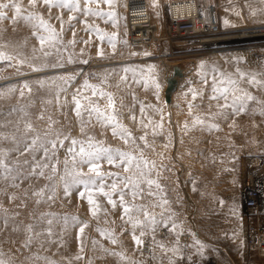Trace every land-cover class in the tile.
<instances>
[{"label":"rangeland","instance_id":"374dc122","mask_svg":"<svg viewBox=\"0 0 264 264\" xmlns=\"http://www.w3.org/2000/svg\"><path fill=\"white\" fill-rule=\"evenodd\" d=\"M168 1L170 0H160L163 18ZM207 1L215 8L216 15L219 10L227 18L231 10L229 17L235 21L228 19L227 24L218 21L224 28L219 26L218 33L225 34L229 30L231 32L228 33L240 35L248 33L241 32L248 27L264 25V15L258 16L260 12L257 10L249 11L250 0ZM69 2L79 3L81 10L73 11L71 7L49 9L42 0H37L35 5H30L29 0H0V4H10L8 9L0 10L6 15L5 19L0 20V51L13 57L11 61H0V149L8 150L6 163L12 170L6 173L0 169V259L7 264H170L168 259L185 253L190 260L201 261L216 254V248L201 242L200 239L204 238L202 230L205 233L206 226L217 222L221 225L233 219H241L243 240L245 222L242 216L240 174L247 162L251 165L264 164V115L260 114L264 105L251 101L243 113L234 115L231 109H227L224 110L225 115L220 116L217 115V105L223 104L224 100H212L210 97L213 95V75L217 74L213 72L214 68L218 72L230 74H235L240 69L241 72L255 74L257 79L264 80V36L254 40L251 39L256 35L250 36L244 42H240L242 39L238 37L232 41L220 40L208 45L169 39L171 42L159 41L153 45L133 46L128 42L125 27L128 9L143 6L147 0H113L111 6L104 2L86 5L85 0ZM12 3L20 5L19 17L11 7ZM85 7H91L93 11L105 15H86L83 11ZM242 11L247 12L248 17L235 18L236 13ZM109 12L114 15H106ZM32 13L43 17L60 32L63 44L57 45L61 49L59 54L45 58L39 50L40 44L33 34L32 23L24 19ZM148 15L150 16L149 13ZM69 17L75 19L70 21ZM95 29H99V33ZM257 30L264 31V26ZM101 34L104 35L103 41L99 38ZM113 34L115 48L108 42V37ZM73 39L75 43L69 44ZM44 50L55 53V49L47 44ZM101 50L103 56L98 54ZM146 52L149 55H144ZM34 56L38 58L34 59ZM69 56L72 63L68 62ZM58 60L63 67L49 66L43 71L35 72L29 66L40 67L45 63L51 65ZM172 64L185 65L186 72L172 92L170 101L166 102V77L170 75ZM150 66H154L151 71ZM125 68L132 71L125 73ZM125 75L126 81L121 80ZM60 76H74L75 79L66 86V92L60 93L58 100L57 87L63 82L56 80L53 84L51 80ZM153 76L160 84L159 100L152 83ZM205 79L207 84L203 83ZM41 80H44L43 87L39 83ZM85 80L113 94L117 118L135 138V144L131 140L125 143L119 135L114 136L112 126L97 122L95 117L89 122L87 112L81 118L76 116L73 93L81 89L83 95L91 97V90L82 89ZM25 82L28 83V88L24 87ZM240 87L264 101V89L247 83V77ZM190 89L202 92L203 95H198L193 101ZM21 91L23 96L20 95ZM91 99L101 108H106V98ZM189 102L194 105L191 115ZM142 105L145 109L143 114L140 111ZM150 105L153 107H149ZM157 108L161 112H157ZM161 114L163 127L156 128L154 133V126L161 122ZM133 116L135 120L132 119ZM196 116H200L205 123L194 125ZM149 119L152 124L144 128L141 120L148 123ZM28 123L32 125V132H26L25 126ZM212 124H218L219 130L211 129ZM46 132L49 133L48 139H55L59 132L62 134L61 139L69 134L79 140H86L91 136L105 147L122 151H133L137 146L142 148L144 157L155 161L156 168L152 170L150 178L159 183L162 191L153 185L151 190L157 195L149 196L148 185L143 184V198L133 199L131 192L126 190L125 201L128 204L147 205L148 211L156 216L158 222L161 219L168 222L171 215L179 227L172 231L171 223H168L167 228L158 223L155 232L151 226L133 229L127 216L123 214L118 191L112 196L116 201L114 208L108 203L107 197L96 191L95 186L89 185L93 199L99 205L95 216L90 210L92 206L88 203V190L83 184L71 186L70 194L66 195L65 181L60 177L64 176L63 162L68 156L66 150L70 147L69 140L64 141L63 147L57 148L58 171L52 180L46 178L51 175L50 169H45L44 177L29 176L30 167L25 161L31 162L32 154L21 153L24 152L25 143H30L33 136L39 134L44 137ZM145 135L148 146L139 139ZM13 137L16 138L15 143ZM42 154L37 151L36 158L39 160ZM51 162L55 163V160ZM98 163L105 191L110 190L113 182L118 184V189L122 188L119 177L127 175L123 166L119 162L110 165L104 158ZM88 167L87 164L78 163L76 170L83 172L87 179L88 176H94V173L88 172ZM69 170H72L71 164ZM108 173L117 175L109 176ZM12 177L18 178L13 180ZM65 179L71 183L70 176ZM45 185L48 189L43 197L33 195ZM82 192L83 197L80 195ZM12 196L16 198L10 199ZM50 196L51 199L48 198ZM38 199L40 203H37ZM161 199H166L169 203L163 208L153 207ZM161 213H164L163 218ZM132 215L135 220L146 223L142 212L134 211ZM85 224L87 227L81 235L79 229ZM29 225L32 226L31 232L28 231ZM98 229L112 234L117 243L113 244ZM215 229L216 227L208 228V231ZM133 232L142 240L141 245H136L132 238ZM29 237L31 243L25 246ZM195 240L204 245L202 254ZM160 243L168 250H162ZM173 248H178V251L173 253ZM254 254L253 260L264 264L262 257L251 252V255Z\"/></svg>","mask_w":264,"mask_h":264},{"label":"snow or ice","instance_id":"6c2138e0","mask_svg":"<svg viewBox=\"0 0 264 264\" xmlns=\"http://www.w3.org/2000/svg\"><path fill=\"white\" fill-rule=\"evenodd\" d=\"M104 2L109 4L110 6L113 4V0H85V4L90 3H97ZM30 5H35L37 3V0H29ZM42 3L47 6L49 9L52 7H71L73 11H80V5L79 3H70L69 0H42ZM10 7L9 3L0 4V10L2 9H8ZM11 7L15 9L16 16L19 17L21 13V7L19 4L12 3ZM84 13L86 15L91 14L95 16H101L105 15L102 12L99 11H93L91 7H85L83 9ZM106 15L113 16L114 13L109 12ZM6 15L4 11H0V20L5 19ZM24 19L26 21H30L32 23V26L34 28V35L37 36V39L40 44V51L43 53V56L45 58L50 57L54 54H59L61 49L60 47H57V45H62L63 41L60 39V32H57L47 21L43 19V17L36 15L35 13H32L28 16H25ZM75 19V17H69V20ZM15 22V18H13ZM227 24L228 22L225 21ZM63 31V21L61 20V32ZM97 33H99V29H95ZM73 37H75V32H73ZM100 40H104V35H100ZM115 34L108 37V42L112 44L113 48H115ZM69 44H74L75 40L68 42ZM87 43V42H86ZM48 45L50 48L55 49V53L52 51H45L44 46ZM66 50V49H65ZM36 49H33V52H35ZM99 55L103 56V51L101 50ZM144 55H149V53H144ZM34 59H37L38 57H33ZM13 57L10 55L5 54L4 52L0 51V61H11ZM69 63H72L71 56H69ZM84 63H87V61H83ZM23 63V61H21ZM32 68V71L39 72L43 71L45 68L51 66L53 68L56 67H63L64 65L57 61V63L48 65L47 63L43 64L40 67H37L35 65H29ZM204 65L202 64L201 67ZM154 68V66H150V71ZM129 71H132L131 69H124V72L127 73ZM214 73H217L216 75H213V82H212V92L213 95L210 97L212 100H220L221 98L224 100L223 104H218L217 108L219 109L217 115L224 116L225 111L227 109H231L232 113L239 114L243 113L247 110L248 104L251 101H255L258 104L264 105V101L258 100L257 97L246 91L244 88L240 87V84L242 81H244L247 77V83L249 84H255L258 87L264 89V80L257 79L255 74H246L244 72H241L240 69L236 70L235 74L230 73H224V72H218L217 69H213ZM74 76H60L56 78H52L51 82L55 84L56 80H60L63 82L62 85H59L57 87V99L59 100L60 93L67 91V85H70L71 81L74 80ZM127 76L121 77V80L126 81ZM152 83L155 86L156 89V98L159 100V91H160V84L156 80V78L153 76L151 77ZM40 85L43 87L44 80L39 81ZM204 84H207V79L203 81ZM25 88H28V83L25 82L24 84ZM145 87H147V81L145 82ZM83 90H91V97H99V98H106L107 105L106 108H101L100 105L91 99V97L87 95H83L81 89H77L72 96V101L75 105L74 111L78 118H81L84 112H87L89 117V122H91L92 118L95 117L97 122L104 124V125H111L112 126V133L114 136L119 135L122 140H124L125 143H128L129 140L132 141L133 144H135V138L131 136V133L119 122L116 111H115V99L112 93L104 91L102 88L89 84L87 80L84 81V84L82 85ZM30 91V89H29ZM192 92V100L194 101L198 95L202 96V92H197L194 89H190ZM21 96L24 95L23 91L20 93ZM82 101H86L87 103H82ZM153 107V106H149ZM193 103H188V109L189 114H192L193 110ZM144 106H141V114L144 113ZM23 111V109H21ZM157 112H161L160 109H156ZM261 115H264V108L260 111ZM43 118V117H41ZM133 120H135V116L132 117ZM163 121V115L161 114V122L157 123L154 128L153 132L155 133L156 128L163 127L162 124ZM141 123L144 128H148L150 124H152L151 119L148 120V123H144L143 120H141ZM205 121L200 117L196 116L194 117L193 124H201L203 125ZM187 123L185 124V128H187ZM211 129L219 130L218 124H212L210 125ZM26 132H32L33 128L30 123L26 124L25 126ZM81 132H84V124L81 123ZM49 133H45L44 137H41L39 134L33 136L31 138L30 143L26 142L24 147V153L32 154V160L31 162L25 161L26 165H29L30 172L28 173L29 176H45V169H50L51 175H48L46 178L48 180H52L53 177L57 174L58 168L57 165L59 164V159L56 156L57 148L64 146V141L69 140L70 141V147L67 148V154L68 156L64 160V176H61V180H64V188H65V194L68 195L69 189L73 185L77 184H83L85 188L88 190V203L92 208L90 209L92 211L93 216L96 215L97 210L99 209V205L97 202L93 199L92 195V189L89 188V185L95 186V190L99 193L103 194L108 199V203L111 204L114 208L116 207V201L112 199L113 193H116L118 191L119 194V203L123 207V214L124 216H127L128 222L132 224L133 229H136L139 227H145V226H151L152 231L155 232L156 226L158 223H162L165 228L168 227V223H171V230L175 231L179 226L175 223V221L172 219V216L170 215L168 217V222H165L163 219L161 221H157L156 216L148 211L147 205H135V204H128L125 201V194L126 190L131 192L132 198H143V184H147L149 188L148 195L149 196H156L157 193L153 192L152 186L155 185L156 189L159 191H162L161 186L159 183L153 179L150 178L151 172L153 169L156 168L155 161H149L144 157L143 149L137 146L133 151H122L120 149H113L111 147H105L103 144L99 141H95L93 137L88 136L86 140H79L76 138H72L71 135L63 136V139H61L62 134L57 132L55 139H48ZM140 140L145 142V146L147 145L146 135L141 136L139 138ZM13 142H16V138L13 137ZM167 147V146H165ZM18 150V149H17ZM37 151H41L43 154L38 160L36 158L35 153ZM8 155V150H2L0 149V169H3L6 173H10L12 170L9 168L8 164L6 163V157ZM70 157V159H69ZM102 158L106 159L107 162L111 164H115L119 162L120 165L123 166V171L127 173L125 176H120L119 180L120 183L123 184L122 188L118 189V184L116 182H113L110 185V190L105 191V184L103 179V174L100 172V164L98 161H100ZM55 160V163H52L51 161ZM87 164L88 172L94 173V176H88L87 179L84 178L85 174L81 171L76 170L77 164ZM69 164L72 166V170H69ZM109 176L117 175L113 173H108ZM71 177V183H69L65 177ZM8 178L7 176L5 177ZM18 177H12L13 180L17 179ZM97 180H99V183H97ZM13 187H16L15 184L12 185ZM48 189V186L45 185L44 188L40 189L37 192H34L33 195L37 197H43L46 190ZM195 190V188H194ZM54 191V189H53ZM81 197L84 196V193H80ZM15 196L10 197V199H15ZM51 199L52 197H48ZM41 201L38 199L37 203H40ZM169 202L166 199H161V202L158 205H153V207L159 206L164 207ZM223 203V201H221ZM6 211V210H5ZM142 212L143 216L145 217V222H141L139 220H135L133 218L132 213L133 212ZM164 213H161V217L163 218ZM123 218V217H122ZM74 220L78 218H73ZM67 221V218H66ZM51 223V221H49ZM5 226H7V219H5ZM85 227L87 225H83L80 227L79 231L82 235L84 233ZM28 231H32V226H28ZM101 232V235H106L108 238L111 239V242L113 244L117 243L116 238L110 234L106 233L103 230H99ZM49 235H51V231L49 230ZM144 235V232H141V236ZM179 235V233H178ZM133 240L135 241L136 245L139 246L142 244V240L138 238L135 235V232H133ZM178 242V241H177ZM31 243V237H29L28 242L25 244V246H28ZM95 243V241H94ZM195 243L200 246L201 254L202 250L204 248V245L201 244L199 240H195ZM159 247L162 250L167 251L168 249L165 248V245L163 243L159 244ZM81 250L83 248L81 247ZM173 253L178 251V248L171 249ZM115 254V253H114ZM122 255V254H119ZM81 257H77V259H80ZM39 259V257H37ZM0 264H7V262L3 259H0ZM48 264H52V262H48Z\"/></svg>","mask_w":264,"mask_h":264},{"label":"bare ground","instance_id":"6f19581e","mask_svg":"<svg viewBox=\"0 0 264 264\" xmlns=\"http://www.w3.org/2000/svg\"><path fill=\"white\" fill-rule=\"evenodd\" d=\"M134 1H136V0H134ZM172 1L173 0L168 1V4L170 2H172ZM168 4L166 5V14H167V16L171 14V7H170V4L169 5ZM134 5H136V4H134ZM139 7L145 8V10L147 11V18L149 19L148 20V24L146 25V27H143L142 30H147V31L149 30V31L153 32L154 36L157 37V38H153V40H150L148 45H153L154 43L159 41V39L164 37V35H166V34H169L168 38L170 40L193 41V42H196L199 45H202V44L203 45H208V44H212V43L218 42L220 40H231L232 41V40H234V39H236L238 37H240L243 40V41L240 40V42H244V41L249 40L250 36H255L256 35V37L251 39V40L259 39L258 38L259 36H260V38L262 36H264V31L257 30V29H261L262 28L261 26H258V25H255V26H257L255 28H253V26H252V28L247 26L248 28L246 29V31L241 30V32H248V33H243V34H240V35H238V34L235 35L234 33L233 34L232 33H228V32H231L229 30L227 32H224L225 34H222V32L218 33V28H220V27H219V24H218L217 16L215 14V8L207 0H199V11L201 13H199L200 17L199 16L198 17L200 19L197 20V19L191 18V16H192L191 15L190 18H187V19L184 20L185 21L184 23H178V22L174 23L172 21H168V22L164 21L163 22L164 18L162 17V15L160 13V0H149V1L147 0V2L143 6H139ZM195 9H196V7L194 8L193 12H191V14H193L194 12L198 13L197 9L196 10ZM148 13L150 14V16L148 15ZM201 22L203 24H205L207 27H205L203 29V31H197V30L202 28V25L200 24ZM125 24H126L125 27H127L126 31H127L128 42L131 45H133L135 41L142 40L143 36L134 35V31L137 28H135V26L132 23L128 22V15L126 17ZM182 24H187V25L190 24L191 26L189 28H186V29L183 30V29L180 28V25H182ZM254 29H256V30H254ZM169 31H170V33H168ZM252 32H254V33H252ZM220 34H222V35H220ZM171 36H175L176 38L175 39L171 38ZM244 36L247 37V38L244 39L243 38ZM168 38H167L166 41H170ZM174 67H177L178 70L180 71L181 74L179 76L178 75H174V71H173ZM170 71H171V73H170ZM185 72H186L185 65H183V64L173 65L172 64L170 66V69H169V74L170 75H168L166 77V87H167V80L169 78H172V77L175 78L176 87H177L178 83L180 82V80L184 76ZM176 87H175V89H176ZM165 90H166V88H165ZM172 92L169 93L170 98H171ZM164 98L166 99L165 91H164ZM255 168H256V172L255 173H251L252 175L251 174H247V173H243V172H241V174H240V181H241V190H240V192H241V196L243 198V200H242V216L244 214L243 213V203L245 201L244 200L245 199L244 191L249 188L248 184H244L243 179H246V180L251 179L254 182L255 185L257 184V186L260 187V184L257 183V180L253 179V178L258 173H261L259 176H264V164H261V165L257 164V165H255ZM261 196H262V200H264V195H262V193H261ZM260 203H262L260 205L261 208H262V212H261V214L259 216L262 215V217H264V202H260ZM246 229H247V227H244V230H243V241H244V231H246ZM244 245H245V248H246V250L248 252H253V253L257 254V252L255 250L248 248L246 246L245 242H244ZM262 260H264V258H262Z\"/></svg>","mask_w":264,"mask_h":264},{"label":"built area","instance_id":"2783aa9c","mask_svg":"<svg viewBox=\"0 0 264 264\" xmlns=\"http://www.w3.org/2000/svg\"><path fill=\"white\" fill-rule=\"evenodd\" d=\"M169 4L171 7V14L168 16L166 14L163 22L172 21L174 23H184V20L190 18L191 15V18L197 20L200 19L199 13L201 12L199 11V1L197 0H173ZM195 7L198 13L194 12L193 14H191ZM127 15L128 22L132 23L135 28H137L134 31V35L143 36L142 40L135 41L136 43L134 42L133 46H147L150 40H153V38H157L156 36H154L153 32L149 30H142L143 27H146L149 20L147 18V11L145 10V8L131 7L128 9ZM200 24L202 25V28L197 31H203V29L207 27L202 22ZM190 26V24H182L180 25V28L184 30L186 28H189ZM168 33H170V31ZM168 37L169 34H166L164 35V37L159 39V41H166ZM171 38L176 37L171 36ZM241 172L247 174L255 173V165H251L247 162V165L245 163V165L242 167ZM260 174L261 173H258L253 178L257 180V183L260 184V187H258L257 184L255 185L251 179H243L244 184L249 185V188L244 191L245 201L243 203V219L245 222L244 226L247 227L246 231H244V242L248 248L255 250L259 256L264 258V219H262V215L259 216L262 212V208L260 206L262 203L260 202H264L261 196V193L262 195H264V176H259Z\"/></svg>","mask_w":264,"mask_h":264},{"label":"crops","instance_id":"0c3cea01","mask_svg":"<svg viewBox=\"0 0 264 264\" xmlns=\"http://www.w3.org/2000/svg\"><path fill=\"white\" fill-rule=\"evenodd\" d=\"M248 2H249L248 6L250 9L249 11L257 10L258 12H260L258 16L261 17L262 15H264V0H250ZM229 12L227 18H224L222 14L219 12V10H217L216 16L221 24H225V21H228V19L235 22L233 19L229 17ZM247 15H248L247 12L243 13L242 11L236 13L235 18L237 19L245 18L248 17ZM258 26L262 27L264 25H258ZM232 28H236V27H231V29ZM240 221L241 219L239 220L233 219L232 221H226L224 222V224L221 225L217 222L216 224L218 225L210 224L206 226V228L204 229V230L207 229L205 233H203L204 231L202 230V235L204 236V238L200 239L201 242L204 244H211L213 249L216 248V254L213 253L211 257L204 258L206 260L193 261L190 260V257H188V255L186 256L185 253L184 254L179 253L173 259H168L169 263L182 264L183 262L188 261L190 262V264H261L260 262L253 260L255 254L251 255V252H248L245 248L241 235ZM212 227H216V229L208 231V228H212ZM212 247L210 248L211 250Z\"/></svg>","mask_w":264,"mask_h":264},{"label":"water","instance_id":"95a60500","mask_svg":"<svg viewBox=\"0 0 264 264\" xmlns=\"http://www.w3.org/2000/svg\"><path fill=\"white\" fill-rule=\"evenodd\" d=\"M173 71H174V75H178L179 76L181 74L177 67H174ZM175 87H176L175 78L174 77L169 78L167 80V87H166V90H165V93H166V99L165 100H166V102L170 101L169 93L174 91Z\"/></svg>","mask_w":264,"mask_h":264}]
</instances>
